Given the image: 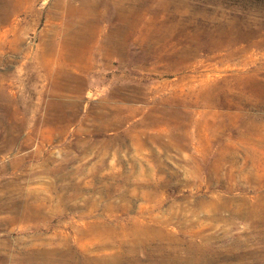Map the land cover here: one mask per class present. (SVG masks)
<instances>
[{
    "label": "rangeland",
    "instance_id": "obj_1",
    "mask_svg": "<svg viewBox=\"0 0 264 264\" xmlns=\"http://www.w3.org/2000/svg\"><path fill=\"white\" fill-rule=\"evenodd\" d=\"M0 264H264V0H0Z\"/></svg>",
    "mask_w": 264,
    "mask_h": 264
},
{
    "label": "bare ground",
    "instance_id": "obj_2",
    "mask_svg": "<svg viewBox=\"0 0 264 264\" xmlns=\"http://www.w3.org/2000/svg\"><path fill=\"white\" fill-rule=\"evenodd\" d=\"M68 261V260H67ZM53 263V262H52ZM56 263V262H55Z\"/></svg>",
    "mask_w": 264,
    "mask_h": 264
}]
</instances>
